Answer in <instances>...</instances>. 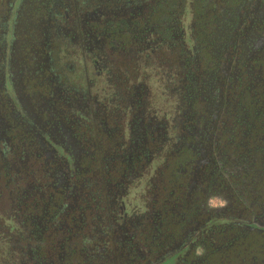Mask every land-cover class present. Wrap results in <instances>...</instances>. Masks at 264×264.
Listing matches in <instances>:
<instances>
[{
  "label": "flooded vegetation",
  "instance_id": "obj_1",
  "mask_svg": "<svg viewBox=\"0 0 264 264\" xmlns=\"http://www.w3.org/2000/svg\"><path fill=\"white\" fill-rule=\"evenodd\" d=\"M5 264H264V0H0Z\"/></svg>",
  "mask_w": 264,
  "mask_h": 264
},
{
  "label": "trees",
  "instance_id": "obj_2",
  "mask_svg": "<svg viewBox=\"0 0 264 264\" xmlns=\"http://www.w3.org/2000/svg\"><path fill=\"white\" fill-rule=\"evenodd\" d=\"M0 264H5V260H2V257H0Z\"/></svg>",
  "mask_w": 264,
  "mask_h": 264
}]
</instances>
